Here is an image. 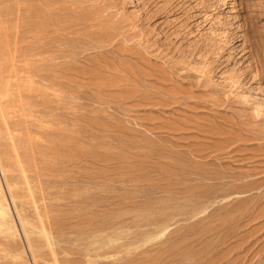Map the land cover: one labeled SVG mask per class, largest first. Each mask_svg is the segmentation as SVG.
<instances>
[{
	"label": "rangeland",
	"instance_id": "obj_1",
	"mask_svg": "<svg viewBox=\"0 0 264 264\" xmlns=\"http://www.w3.org/2000/svg\"><path fill=\"white\" fill-rule=\"evenodd\" d=\"M0 264H264V0H0Z\"/></svg>",
	"mask_w": 264,
	"mask_h": 264
}]
</instances>
